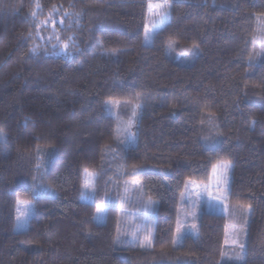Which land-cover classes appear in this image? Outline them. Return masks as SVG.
Masks as SVG:
<instances>
[{"label":"trees","instance_id":"obj_1","mask_svg":"<svg viewBox=\"0 0 264 264\" xmlns=\"http://www.w3.org/2000/svg\"><path fill=\"white\" fill-rule=\"evenodd\" d=\"M149 1L0 0V264H222L240 207L251 208L244 264H264V60L254 58L264 0H173L147 45ZM56 19L55 33L43 26ZM170 41L200 54L175 61ZM110 100L134 111L123 157ZM222 162L232 164L229 215L205 209L199 235L175 246L186 182L209 183ZM40 178L53 194L35 191ZM136 180L139 244L118 248ZM19 200L34 214L16 232Z\"/></svg>","mask_w":264,"mask_h":264},{"label":"rangeland","instance_id":"obj_2","mask_svg":"<svg viewBox=\"0 0 264 264\" xmlns=\"http://www.w3.org/2000/svg\"><path fill=\"white\" fill-rule=\"evenodd\" d=\"M173 0H166L163 7H157L160 0H150L149 10L144 31V43L151 45L154 34L163 28L170 20ZM151 5V7H150ZM164 20L161 24L160 21ZM61 20H53V24L44 23V27L51 26L53 32L57 31L54 23ZM153 25H157L153 30ZM50 34V33H49ZM147 36V39H146ZM59 37H56L59 41ZM254 58L256 61L264 60V15L257 18V28L254 37ZM65 45V44H64ZM67 49L62 46L60 53H66ZM167 54L173 60L182 64L190 65L195 62L200 54L197 46L189 49L180 48L176 41L167 44ZM108 112L117 120L116 124V146L117 157H123L128 147V136L130 133L133 117V108L126 102L110 100L107 103ZM227 166V167H225ZM232 179V164L222 162L215 166L209 183H198L187 181L181 193L178 223L175 235V246L182 244L186 235H199V220L202 212L206 209L229 215L228 196ZM88 201H92L95 194L96 174L88 173L86 177ZM35 191L53 194L54 190L43 178L38 179ZM128 207L121 208V219L119 224L116 246L118 248H136L139 244L141 232V220L143 216L144 193L141 181H133L124 190ZM127 203V204H128ZM19 208V212H18ZM34 214V205L30 200H19L16 206V223L14 231L20 232L29 228L30 218ZM251 208L240 207L233 210L228 218L225 234V250L222 264H244L246 258V241L250 223ZM19 217V218H18ZM107 218V206L99 205L96 210L95 219L98 223H104Z\"/></svg>","mask_w":264,"mask_h":264},{"label":"snow or ice","instance_id":"obj_3","mask_svg":"<svg viewBox=\"0 0 264 264\" xmlns=\"http://www.w3.org/2000/svg\"><path fill=\"white\" fill-rule=\"evenodd\" d=\"M165 2H166V0H160V3L157 5V7H163L164 4H165ZM150 7H151V5H150ZM160 23L163 24L164 23V20L162 19L160 21ZM156 27H157V25H153V30H155ZM146 39H147V36H146ZM64 47H65V49H67L68 45L65 44ZM225 167H227V166H225ZM85 187H88V185L86 184ZM18 212H19V208H18ZM141 246H143V245H141Z\"/></svg>","mask_w":264,"mask_h":264}]
</instances>
